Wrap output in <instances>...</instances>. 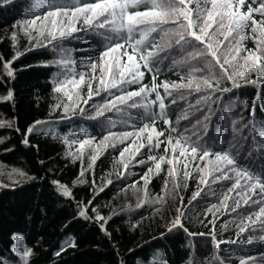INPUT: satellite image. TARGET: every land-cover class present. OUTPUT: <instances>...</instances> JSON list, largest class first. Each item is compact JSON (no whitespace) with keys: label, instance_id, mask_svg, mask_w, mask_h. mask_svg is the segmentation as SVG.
<instances>
[{"label":"snow or ice","instance_id":"6c2138e0","mask_svg":"<svg viewBox=\"0 0 264 264\" xmlns=\"http://www.w3.org/2000/svg\"><path fill=\"white\" fill-rule=\"evenodd\" d=\"M18 4L20 16L0 35L8 49L0 53V86L6 88L0 102L14 109L13 63L36 51L48 54L34 66L50 70L49 91L33 103L38 107L43 100L47 112L23 129L18 115L0 116V128L36 150L44 175L0 164V188L47 179L68 205L71 219L56 246L45 249L56 258L50 264L77 246L68 229L81 220L108 238L117 264L169 262L143 244L127 249L129 262L109 231L116 220L130 232L142 230L145 220L156 222L164 229L159 238L182 231L191 238L186 264H264V0H0V10ZM248 39L254 47H246ZM164 71L179 79L158 80ZM241 88L253 90L251 102L226 99ZM179 102L183 108L173 122L170 109ZM64 122L75 127L61 133ZM32 136L51 137L61 150L39 159ZM10 141L0 136V145ZM59 161L77 168L71 184L53 178L62 171ZM98 161H111L112 171L97 177ZM135 165L143 166L142 175L132 171ZM161 173L159 191L152 194L149 185ZM78 185L87 189L80 199L74 193ZM110 185L114 198L101 203ZM120 193L126 198L122 206L116 203ZM206 197L216 202L206 201L195 222L207 231L192 232L189 215ZM29 237L21 227H7L0 264H36L42 239ZM197 237L205 250L210 244V257H195ZM222 244L238 247L222 255Z\"/></svg>","mask_w":264,"mask_h":264},{"label":"trees","instance_id":"16d2710c","mask_svg":"<svg viewBox=\"0 0 264 264\" xmlns=\"http://www.w3.org/2000/svg\"><path fill=\"white\" fill-rule=\"evenodd\" d=\"M26 2V0H25ZM20 7L18 4L16 8L10 9L8 12L0 10V35L4 33V26L10 25L12 21L20 16ZM246 47L252 48L254 44L251 39L245 41ZM83 47V46H81ZM7 46L0 43V53L7 55ZM48 58V54H38L36 51L32 53H25L18 61L13 63L15 71V79L9 82V86L13 88L15 92V107L13 109L11 102H0V116L5 118L11 117L13 114L18 115L19 126L21 129L25 128L28 123H31L33 119L43 118L46 115L47 107L43 100L39 102L37 107L33 101L34 97L38 94L41 97L47 96L49 91L48 73L49 69L43 67L34 66L38 61H42ZM24 65H33L31 67H24ZM22 69V70H21ZM2 71V69H0ZM158 80H178L179 77L175 73L164 71L157 77ZM6 88L0 86V94L4 93ZM253 90L251 88H241L240 90H234L231 97L239 98L240 100H248L251 102L253 96ZM183 108V102H179L176 110L170 109V119L175 122L179 109ZM67 127H60L61 133L68 131L69 128L75 127V125L67 124ZM160 122L157 121V124ZM183 123V122H181ZM80 127H87L84 123L80 124ZM91 131V129H89ZM95 134L94 132L92 133ZM0 136H10V143L0 145V149L4 147H11L15 145V149L10 152L0 151V164L10 168L12 166L21 167L27 170L30 174H36L37 176L44 175L42 166L37 163V153L35 149H26L22 145H19V136L8 129L0 128ZM32 143L39 144V159H46L49 156H54L61 150L59 142L53 140L51 137L44 136H32ZM144 151L143 149L141 150ZM158 153L162 154V149L158 150ZM157 154V153H154ZM115 155V153H113ZM147 153H145L146 159ZM103 159V157L101 158ZM62 171L58 178L62 182L71 184V180L74 178L77 168L69 164L64 166V161H59ZM97 177L100 176L102 171H112V162L108 161L103 164L100 161L97 162ZM162 168L166 170V165H162ZM143 166L135 165L132 171L138 175H142ZM118 171V170H117ZM115 172L113 173V179ZM138 180V176L136 177ZM163 173L153 176L149 185V189L152 194H157L162 184ZM139 182V180H138ZM115 183V179H114ZM190 189H195V183L189 181ZM123 187V185H120ZM109 189L105 190V193L101 194L100 202L104 203L110 199H113V192ZM218 190V189H217ZM87 189L83 185H78L74 188V193L77 199L83 198L86 195ZM191 195V190L185 193V196ZM124 193H120L116 198L118 205H123L125 202ZM127 199L134 205L135 198L131 196L129 191ZM199 199V198H198ZM206 201L215 203V199L206 197L199 205H196L193 212L190 213L189 219L191 221L189 230L192 232H206L207 229L201 227L199 223H196L197 213H201L205 206ZM195 204V202H193ZM70 209L64 200L58 197L49 184L48 180H36L25 183L16 188H0V240L3 238V231L10 226L21 227L30 233V242H34L37 237L42 239V243L37 246L36 251L39 254V258L36 264H50V260H55V257H50V252H46L45 249H53L60 238L61 228L67 221L71 219ZM226 217L221 216L220 221H223ZM125 221L129 217L124 218ZM186 225L189 221L185 222ZM121 227V232H116L114 229ZM164 229L158 227L156 222L151 220L144 221V228L134 232L128 231L124 226V221L116 220V223L110 224L109 231L113 232V238L118 244V249L123 256H125L129 262L132 257L127 252L128 248H134L136 245L143 244L145 250L159 249L161 255L160 260L167 259L169 264H186L187 258L190 252V246L188 241L190 237H186L185 234L180 231L168 235L166 238H159L160 232ZM68 232L71 233L76 239V247H69L59 257V264H117V258L113 252L111 244L105 236H103L96 228L85 221H73L70 225ZM153 237L157 239L153 240ZM227 239V233L225 234ZM202 237H197L195 257L198 259H204L210 257L211 246L205 250L200 246ZM147 242V243H146ZM238 246L235 245H220V253L232 255L233 250ZM233 264H236L235 260Z\"/></svg>","mask_w":264,"mask_h":264},{"label":"rangeland","instance_id":"374dc122","mask_svg":"<svg viewBox=\"0 0 264 264\" xmlns=\"http://www.w3.org/2000/svg\"><path fill=\"white\" fill-rule=\"evenodd\" d=\"M6 167V166H5ZM6 168H8V167H6Z\"/></svg>","mask_w":264,"mask_h":264}]
</instances>
